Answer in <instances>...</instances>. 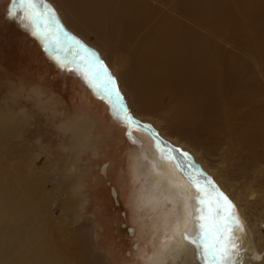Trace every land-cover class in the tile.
I'll list each match as a JSON object with an SVG mask.
<instances>
[{"label": "rangeland", "instance_id": "obj_1", "mask_svg": "<svg viewBox=\"0 0 264 264\" xmlns=\"http://www.w3.org/2000/svg\"><path fill=\"white\" fill-rule=\"evenodd\" d=\"M179 1L163 0L164 5L170 3L164 6L147 0L150 7L164 8H174ZM11 3L0 0V175L6 177L7 186L19 185V203L30 210L26 245L22 249L5 245L1 257L21 261L36 245L45 244L52 247L51 264H155L163 226L155 220L157 232L151 235V226L139 207L141 181L132 175L130 156L136 149L126 138L129 129L112 114L97 89L86 84L79 73L59 68L52 49L9 15ZM45 3L65 30L104 62L129 114L187 153L237 211L242 210L249 223L257 224L264 238V66L248 46L237 47L228 40L227 45L218 38L224 50L245 62L249 71L244 91L253 95L232 108L228 123L237 132L256 131L258 140L252 151L233 144L236 137L226 130L200 131L190 141L169 130L175 119L168 123L167 116L144 117L147 114L142 112L139 114L144 116H136L135 99L129 86L120 81L128 69L122 66L124 53H113L114 42L103 41L95 31L72 23V12L58 1ZM134 37L129 43H135L138 38ZM166 102L167 97H162L161 103ZM32 168L46 170L43 186L42 181L31 182L28 172ZM22 211L24 206L17 205L15 213H7L10 222ZM263 259L264 252L260 261Z\"/></svg>", "mask_w": 264, "mask_h": 264}, {"label": "bare ground", "instance_id": "obj_2", "mask_svg": "<svg viewBox=\"0 0 264 264\" xmlns=\"http://www.w3.org/2000/svg\"><path fill=\"white\" fill-rule=\"evenodd\" d=\"M56 1L72 12L69 13L72 23L95 31L103 41L114 42L110 49L113 53H124L122 66L128 69L120 81L129 86L135 99L136 116H144L139 114L142 112L147 114L144 117L167 116V122L175 119L168 126L169 130L190 141L200 131L220 129L236 137L233 144L249 151L255 147L256 131L237 132L228 123L232 108L253 95L250 90L244 91L249 71L245 62L224 50L218 38L227 45L228 40L237 47L248 46V51L264 66V0H180L174 8L150 7L147 0ZM156 1L162 3L163 0ZM72 23L70 28H73ZM135 34L139 37H134ZM132 37L138 38L135 43H129ZM162 97H167L166 105L161 103ZM127 133L126 138L136 149L130 159L132 175L141 181V191L137 193L139 207L145 212L151 235L157 232L155 220L163 226L161 243L158 252L155 251L158 258L153 262L161 264L162 259L165 264H205L196 245L191 243L198 233L196 217L200 205L196 188L172 162L161 157L156 138L147 130L137 128L131 136ZM225 133L227 136L228 132ZM175 142L181 144L179 139ZM160 147L164 148L161 144ZM165 149L167 154L168 148ZM45 171L32 168L28 172L31 182L42 181L43 186L47 178ZM0 177V264H51L52 247L45 244L36 245L32 252L26 251L28 255L21 261L1 257L5 245H15L18 249L26 245L24 233L29 224L30 207L19 203L22 194L19 185L7 186L6 177ZM17 205H23L24 211L10 222L7 213H15ZM235 214L242 227L233 233L238 245L234 264H264V259L260 261L264 238L259 227L249 223L242 210L235 208ZM171 225L172 229L167 232Z\"/></svg>", "mask_w": 264, "mask_h": 264}, {"label": "snow or ice", "instance_id": "obj_3", "mask_svg": "<svg viewBox=\"0 0 264 264\" xmlns=\"http://www.w3.org/2000/svg\"><path fill=\"white\" fill-rule=\"evenodd\" d=\"M9 15L17 17L21 26L52 49L59 68L79 73L86 84L97 89L107 100L112 114L127 126L129 136L133 127L146 128L151 132L148 126L140 125L129 114L116 80L104 62L95 52L65 30L45 0H12ZM161 143L163 142L157 141L161 157L172 162L182 174H185L198 193L197 201L200 205L196 217L198 233L191 243L196 245L205 264H234L233 257L238 245L233 233L242 227L235 214V206L211 180H201L202 173L199 170L191 174L186 172V169L193 166L187 153L168 148L166 154V149L160 147Z\"/></svg>", "mask_w": 264, "mask_h": 264}, {"label": "water", "instance_id": "obj_4", "mask_svg": "<svg viewBox=\"0 0 264 264\" xmlns=\"http://www.w3.org/2000/svg\"><path fill=\"white\" fill-rule=\"evenodd\" d=\"M139 124H140V125H145V124H142V123H139ZM145 126H147V125H145ZM148 128L151 129V132H149L146 128H142V129L147 130V131H148L153 137L156 138L157 141H162L163 143H161V145H162L164 148H175V149H179V148H177V147H175V146L169 144L168 142L164 141L163 139H161V138L158 136V134L155 133V132L152 130L151 127L148 126ZM179 151H180L181 153H185V152L181 151V149H179ZM176 155H178V153H177ZM188 157L190 158L189 155H188ZM190 159H191V158H190ZM192 162H193V161H192ZM196 170H199V171L202 173V176L200 177L201 180H208L207 177H206V175L203 174V172L201 171V169L199 168V166H198L195 162H193V166H192L191 168L186 169V172L189 173V174H191V173H193V172L196 171ZM216 188H217V187H216Z\"/></svg>", "mask_w": 264, "mask_h": 264}]
</instances>
